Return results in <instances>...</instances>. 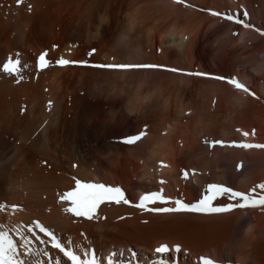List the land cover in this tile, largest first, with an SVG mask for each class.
Segmentation results:
<instances>
[{
    "label": "bare ground",
    "instance_id": "1",
    "mask_svg": "<svg viewBox=\"0 0 264 264\" xmlns=\"http://www.w3.org/2000/svg\"><path fill=\"white\" fill-rule=\"evenodd\" d=\"M261 33L264 0H0V67L21 62L18 77L0 72V225L17 258L71 264L39 220L96 264H264V206L157 211L196 204L212 184L264 196V148L236 146L264 145ZM40 53L50 63L38 71ZM77 181L122 188L129 203L73 215ZM153 192L163 200L136 206Z\"/></svg>",
    "mask_w": 264,
    "mask_h": 264
},
{
    "label": "snow or ice",
    "instance_id": "2",
    "mask_svg": "<svg viewBox=\"0 0 264 264\" xmlns=\"http://www.w3.org/2000/svg\"><path fill=\"white\" fill-rule=\"evenodd\" d=\"M21 2V0H18V4ZM175 3H182L183 0H174ZM30 10V6H29ZM213 16H220L223 19H226L228 21H231L236 24H241L245 28H251V25L245 24L242 20L238 19L237 17L233 15H225L219 12H211ZM245 16H247V13H244ZM261 35H264V33H261ZM47 53H43L39 57V64L38 67L43 69L44 67H47L50 63L46 60ZM57 64L60 66H65L71 63H76L73 61H68L63 58L56 61ZM97 67H109V68H119V69H126L129 67H142V68H155L157 66L155 65H136V66H129V65H101ZM21 71V62L19 59H16L15 61L12 60V58H8V60L3 64L2 67H0V72H3L4 74H7L9 76L16 74L17 77L19 76V72ZM168 71H179L178 69H168ZM186 75H205L204 73H185ZM217 80H223L224 77H213ZM227 83L235 87L239 91H243L249 95H254V93H251L250 90L241 82L236 80L235 78L227 80ZM245 136L248 135V133H244ZM139 136H133L127 138L124 142L128 144L135 143L137 140H139ZM221 143V142H216ZM237 147L244 148V149H252V148H264V145H256V144H240L236 145ZM77 188L76 190L67 193V196L72 197V203L75 205L74 208L67 209L66 211L71 212L73 215H79L83 216L89 220L91 219H98V217L95 216L96 210L98 206L105 201L112 202L119 204L121 201L123 203L127 204L129 203L128 200L124 199V194L119 188H108L103 184H93V183H83L80 181L76 182ZM261 189H264V184L259 185ZM208 193L201 199L198 203L188 205L184 204L181 201L177 200L175 201L177 207L176 208H163V209H157V211L161 212H179L181 210L189 211V212H206V213H225L230 212L234 208H247V207H256V206H264V196L257 198L251 197L245 193L233 191L231 188L224 187L222 185H209L208 186ZM227 195L229 199H237L242 202H237L235 204L229 203L223 207H212L211 202L213 199H215L217 196H225ZM156 200H163V197L161 196V193L159 192H153L149 193L147 195H144L140 198V204L136 205L137 207H142L145 202H155ZM4 206L0 205V209H2ZM0 227H3V225H0ZM37 227L40 228L41 232H43L45 235L49 236L51 239V246L55 249H58L65 257L68 258L69 261H71V264H96L95 258L92 259H81L80 256L76 255L74 251L70 249H66L65 246L61 244L59 240L47 229L43 228L39 224H37ZM28 231H32V229H28ZM25 246L29 243L26 239L24 241ZM41 243H44V241H41ZM179 251V248L176 249ZM157 253H166L168 251L167 246H161L156 249ZM31 250L26 247V253H30ZM45 255H47L45 253ZM0 264H24L23 261H20L17 258V245L14 244L10 239H8V234L6 232L0 231ZM109 264H111V260L109 261ZM161 264H166V262H161ZM203 264H215L214 261L211 259H203Z\"/></svg>",
    "mask_w": 264,
    "mask_h": 264
},
{
    "label": "rangeland",
    "instance_id": "3",
    "mask_svg": "<svg viewBox=\"0 0 264 264\" xmlns=\"http://www.w3.org/2000/svg\"><path fill=\"white\" fill-rule=\"evenodd\" d=\"M242 17V16H241Z\"/></svg>",
    "mask_w": 264,
    "mask_h": 264
}]
</instances>
